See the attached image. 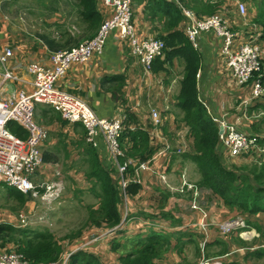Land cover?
Wrapping results in <instances>:
<instances>
[{"label": "crops", "instance_id": "crops-1", "mask_svg": "<svg viewBox=\"0 0 264 264\" xmlns=\"http://www.w3.org/2000/svg\"><path fill=\"white\" fill-rule=\"evenodd\" d=\"M189 1L186 0L187 3ZM230 1L233 3L228 2L225 7L233 5L237 14L234 19H231L226 12L224 16L236 34L235 46L255 43L264 48L261 32L253 39L245 37L238 39L237 27H242L244 30L251 24L246 19L247 16L239 14L237 7L239 0ZM95 2V14L86 18L81 0H0V52L11 49L14 53L12 61L6 64L0 62L3 70L0 72V84L3 81L1 74L6 69L18 78L2 85L0 98L6 99L21 91L32 93L31 83L34 76L28 71L31 64L36 63L49 69L50 56L53 52L69 49L92 39L97 34L102 24H99V16L104 22L112 11L104 0H95ZM168 3L170 2L165 0L133 1V22L141 39L162 40L166 35V24L171 19L166 8ZM246 4L250 10L251 3L246 2ZM182 15L179 29L186 32L187 19L183 13ZM241 18L245 19L243 25ZM253 27L256 28L255 25ZM239 33L246 34L244 31ZM222 46V39L213 33L203 34L198 40L197 50L202 55L201 69L197 78L199 98L208 106L212 118H224L229 124L236 126L239 132L259 136L262 139L264 132L260 128L264 127V118H256L257 113L250 115V107L248 109L243 106V102L252 95L251 85L235 87L229 84L225 58L221 55ZM182 71L176 61L171 67L166 66L163 70L157 72L152 70L151 73L146 74L142 65L130 55L127 43L119 41L116 35H113L108 39L102 54L95 55L87 63L73 64L65 77L56 82V86L60 90L84 99L101 118L113 119L118 113L128 112L130 118L134 117L136 123L133 124L137 130L147 127L146 131L149 132L153 143L157 142L161 145L169 142L174 149L177 144L185 143L189 145L187 148L189 151L192 143L190 136L186 140V133L189 134V130L183 127H178L177 130L172 126L174 124L172 108L175 104L174 97L179 90ZM258 103L255 102V105ZM152 109L158 110L159 115L164 119L158 129L152 126L149 117ZM261 112L263 111H258V116ZM54 116L60 121L53 119ZM36 119L46 129L48 139L42 147L45 164L38 170L35 179L49 180L54 171L59 169L70 183L75 181V186L71 183V189L83 188L89 194L92 192L97 198L100 193L99 187L94 186L97 182L88 181L85 175H82L88 170L87 164L83 169L80 168L86 159L84 145L87 143L84 126L81 123L68 122L59 112L47 106L37 107ZM252 119H257L259 132L254 131L255 122L248 123ZM262 121L260 126L259 123ZM23 131L26 137L27 133ZM55 135L64 141L66 151H61L62 154L59 153L57 146L54 147ZM180 139L185 141H179ZM97 141L99 143L94 148L99 150L102 162L111 169L107 148L103 140ZM123 147L127 152L132 147L131 141L127 139ZM223 152L228 163L236 162L238 159L230 157L229 151L224 147ZM183 154L170 152L158 155L157 153L149 161L140 164L132 159L134 165L130 166L125 174L129 182L125 191L121 187V175L114 168L116 186L121 198L119 211L122 220L128 218L126 224L122 228L115 229H109L107 225L97 229L98 227L93 225L79 239L67 241L68 243L64 241L63 247L67 248L64 249V253L73 250L76 251L75 253L96 255L102 264H120V256L133 250L136 238H147L148 234L158 231L170 236V244L165 247L161 257L154 260L155 264H163L164 253L170 247L171 250H177L180 258L184 259L183 264H204L205 261H215L219 264H264V213L250 215L237 212L226 207L211 191L199 186L202 194L201 205L206 208V217L203 220L202 215L191 208V201L187 199V195L173 194L162 184L159 177L161 173L167 174L174 186L180 185L182 174H185L189 182L198 184L200 181L198 169L194 163L184 161ZM175 158L182 164L175 163ZM141 164H145L148 169L140 168ZM132 184L138 185L135 194L128 193V188ZM3 186L5 185L0 183V188ZM145 199L148 200L145 202ZM155 200H158V203L154 202ZM96 206L95 209L100 206L99 200ZM126 210L128 213H124ZM8 217L11 220H0V224L14 221V216L8 215ZM138 219H140L139 223L130 224ZM230 219L244 220L246 228L230 232L222 231L219 224L231 221ZM147 220L149 222H146ZM162 222L166 225L162 226ZM115 242L121 243L118 251L112 250ZM1 246L5 250L17 251L15 242H2ZM54 264L62 263L60 261ZM168 264H178V262L172 259Z\"/></svg>", "mask_w": 264, "mask_h": 264}, {"label": "built area", "instance_id": "built-area-1", "mask_svg": "<svg viewBox=\"0 0 264 264\" xmlns=\"http://www.w3.org/2000/svg\"><path fill=\"white\" fill-rule=\"evenodd\" d=\"M134 0H104L106 6L111 9L112 14L99 27L97 34L87 41L79 43L69 49L53 52L50 56L51 67L45 69L36 63L31 64L29 73L34 76L31 83L32 93L21 91L6 99L0 98V182L15 189L23 195L38 198L42 204L51 205L60 199L65 190L64 176L59 169L54 171L53 176L46 181L35 179L38 170L44 165L42 147L48 139L46 129L36 119L38 106H47L59 112L63 119L72 123H81L86 130L88 143L97 146V140H103L109 153L110 165L121 175V187L125 191L129 184L125 174L130 166L134 165L132 159L126 158L120 140L124 130L127 116L122 113L113 119L99 117L89 104L82 98L71 95L56 86L69 72L73 64L87 63L95 55L103 53L108 39L116 35L121 42H126L130 55L134 57L147 73L152 70V63L157 57L164 55L166 45L163 40L154 38L141 39L133 22L132 3ZM173 3L181 10L187 19L186 35L192 42L194 48L198 49L199 38L206 33H213L222 39L221 55L225 58L226 73L230 85L243 87L251 84L252 95L243 102L244 107H249L252 101L264 97V50L260 44L243 43L235 46L236 34L232 31L230 23L224 14L198 19L196 14L184 7L186 0H165ZM240 15L247 14L244 3H237ZM14 59L11 49L0 52V62L6 64ZM199 74V73H198ZM2 85L10 80L18 78L9 70L1 74ZM198 77V75H197ZM206 109L208 106L202 102ZM264 116V112L261 113ZM151 121L155 129L162 125V119L158 110L152 109ZM213 121L223 128L219 139L229 151L232 158L252 152L264 153L260 147V137L246 135L239 132L233 124H229L224 118ZM9 123H17L27 133L25 138H19L8 128ZM179 141H185L180 139ZM176 150L178 154L186 151V144L174 146L166 142L158 155L170 153ZM140 168L148 169L145 164ZM160 179L169 191L184 194L193 193L191 208L199 210L206 217L205 210L199 206L200 190L186 179L185 174L181 176L179 186H174L169 181L167 174L161 173ZM22 227L28 226V217L19 214ZM204 224V223H203ZM205 225V224H204ZM224 232H230L239 228H246L242 219L224 222L220 225ZM72 253L64 256L62 264L67 261ZM0 264H34L29 262L21 253L5 250L0 246ZM54 264V263H39ZM205 264H210L206 262ZM219 264V263H213Z\"/></svg>", "mask_w": 264, "mask_h": 264}, {"label": "trees", "instance_id": "trees-1", "mask_svg": "<svg viewBox=\"0 0 264 264\" xmlns=\"http://www.w3.org/2000/svg\"><path fill=\"white\" fill-rule=\"evenodd\" d=\"M81 1L86 18L90 17L91 14H95V0ZM239 1L250 2L252 7L250 10L248 9V13L245 15L251 26L244 30H242V27H237L238 39L242 37L253 39L259 32H261L260 37L264 39V0ZM228 2L233 3L230 0H190L189 3L186 2L183 5L185 8L194 11L198 19L224 14L226 11L228 16L234 19L237 10L233 5L225 7ZM166 8L171 18L166 24V35L162 38L166 50L163 57H157L154 60L153 70L157 72L165 69L166 66L171 67L176 61L179 67L183 69L180 89L174 97V107L181 117L180 123L189 129L192 143L190 144V150H186L182 155V159L196 165L200 174V181L196 186L211 191L226 207L242 214L264 213V153L252 152L240 155L236 162L230 165L225 160L223 146L219 139V126L212 120L208 110L199 99L197 74L202 64L201 52L194 48L185 32L179 29L183 15L178 6L168 3ZM98 19L99 24L103 23L102 17L99 16ZM240 21L243 25L245 19L241 18ZM241 31L246 34L239 33ZM255 102L259 103L255 105ZM249 107L250 115L258 113L259 110L264 111V97L252 101ZM126 114L129 115L128 112ZM128 118L132 123H136L133 116L131 118L128 116ZM53 119L60 121L56 116ZM263 121L259 123L260 126ZM8 128L19 138L25 137L24 129L17 123H9ZM253 128L255 132L260 131L257 123L254 124ZM146 130L147 127H141L140 130L135 131L127 128L121 139L122 147L127 143V139L131 141L132 147L127 152L125 151L126 158L136 160L137 164L149 161L165 145L164 143L161 145H158L157 142L153 143L149 132ZM87 144L84 145L86 159L80 168L83 169L87 164L88 170L84 173L85 178L92 182L95 180L97 184L94 186L99 187L100 190L97 196L100 206L97 209L94 206L88 208L89 219L98 228L107 225L109 229H113L122 222L119 211L121 198L120 191L116 186L115 172L112 168L108 169L105 163L102 162L99 150L91 144L89 146ZM260 145L261 148H264V138H260ZM62 149L64 152L66 151L64 145ZM58 151L61 152L59 148ZM172 152H175V150ZM242 160H247L252 164L246 165ZM137 190L138 185L132 184L128 188V193L135 194ZM18 193L21 199L15 200L21 205L25 202V195ZM186 195L187 199L192 202L193 193L188 192ZM205 209L201 208L202 211ZM195 212H199V210H195ZM13 231V226L10 224H0V246L2 242H15L14 238L1 234L12 233ZM82 235L83 230L77 234L66 236L64 240H58L49 231L22 229L19 231V237L22 238L16 241V252L21 253L29 262L34 264L60 262L64 256V241L76 240ZM169 241V235L158 231L148 234L147 238L138 237L134 240L133 250L120 256V264H155L154 260L161 257L165 247L169 246ZM120 246L121 243L115 242L112 250L118 251ZM67 264L102 263L96 255L78 252L70 256Z\"/></svg>", "mask_w": 264, "mask_h": 264}, {"label": "rangeland", "instance_id": "rangeland-1", "mask_svg": "<svg viewBox=\"0 0 264 264\" xmlns=\"http://www.w3.org/2000/svg\"><path fill=\"white\" fill-rule=\"evenodd\" d=\"M226 14H228L227 11ZM0 72H3L1 67H0ZM179 89H180V84H179ZM174 108H172L174 115V119H173L174 124H172V126L174 129L179 130V128H182L183 125L180 123L181 117L179 116L178 111L175 110ZM258 115L259 113L256 114V118H262V116H258ZM251 121L256 122L257 119H252L248 121V123H251ZM183 128H187V127L183 126ZM260 129L264 132V127H261ZM187 130L189 129L187 128ZM54 143H55L54 147L57 146V148H59L60 151H63L62 147L64 145V141L57 135H55L54 137ZM188 147L189 145L187 144L186 150ZM177 158H175L176 160L175 163L182 164V162ZM242 161L246 165L252 164L246 162L245 160ZM231 163L233 162H229V165ZM82 175L84 174L82 173ZM161 182L164 186H166L162 180ZM71 183L75 186V181H72ZM71 183L70 180L67 179L65 176V184H66L65 193L62 196V198L58 199L51 205H44L41 203V201L38 198H34L32 196H24L25 202L20 205L18 201L15 200V199L17 200L21 199L19 197V193L15 189H11L4 186L0 188V220H11V218H9L8 215L14 216V221L6 222L7 224L13 226L14 231L12 233H1V234L9 238L10 237L14 238L16 243V241L22 238L21 236L19 237V231L22 229L49 231L58 240H64L66 236L77 234L82 230H83V234L88 232L89 228L95 225L89 220L90 214L88 208L90 206L95 207L98 204V199L95 197V195L92 194L91 191H90L91 194H89L87 190H83V188L80 185L79 187L82 188V190L80 189L76 190V188H74V190L71 189ZM173 193H177V192H173ZM201 195L202 194L200 191V200H198L199 206L202 204ZM147 200L148 199H145L144 201L146 202ZM154 202L158 203V200H155ZM22 213L28 217L27 227H22L19 221V214ZM124 213H128L127 210L124 211ZM180 214H182V212ZM127 220L128 218L126 219V221ZM139 222L140 219L131 222L130 224H136ZM146 222L149 221L147 220ZM223 223L224 222L220 223L219 225H222ZM125 224L126 222L124 221L123 225ZM161 225L165 226L166 224L165 222H162ZM166 227L172 228L170 226H166ZM173 242H175L174 239ZM66 243L68 242L66 241ZM170 248L164 253L165 259L163 260L162 263L168 264L169 260L176 259V262H178V264H183L184 259L180 258V254L177 252V250L175 249L171 250ZM64 249L67 250V248L65 247ZM210 262H215V261H210Z\"/></svg>", "mask_w": 264, "mask_h": 264}, {"label": "clouds", "instance_id": "clouds-1", "mask_svg": "<svg viewBox=\"0 0 264 264\" xmlns=\"http://www.w3.org/2000/svg\"><path fill=\"white\" fill-rule=\"evenodd\" d=\"M240 3H244V2H241V1H239ZM238 3V2H237ZM245 5H246V7H247V4L246 3H244ZM247 13H248V7H247ZM240 14V13H239ZM242 16V15H241ZM60 51V50H59ZM161 57H163V56H161ZM143 67V66H142ZM145 70V69H144ZM152 70H153V63H152ZM152 70H151V72H152ZM200 71V70H199ZM146 72V71H145ZM150 72V73H151ZM199 73V72H198ZM146 74H147V72H146ZM264 74V73H263ZM198 75V74H197ZM198 78V77H197ZM200 99V98H199ZM200 101H201V99H200ZM202 102V101H201ZM204 105V104H203ZM264 112V111H263ZM263 112H261V113H263ZM122 114H125L126 116H127V120L125 121V123H124V130H123V133H122V137H123V134H124V131L127 129V128H129L131 131H135V130H137V128L135 127V125L131 122V121H129V118H128V115L126 114V113H124V112H121ZM118 115V114H117ZM116 115V116H117ZM115 116V117H116ZM260 116H262L261 114H260ZM114 117V118H115ZM150 117V116H149ZM212 118V117H211ZM162 119V121H164V119L163 118H161ZM150 120H151V117H150ZM212 120H213V118H212ZM69 122V121H68ZM152 122V121H151ZM218 125V124H217ZM152 126H153V124H152ZM154 127V126H153ZM85 129V128H84ZM219 130H220V127H219ZM85 132H86V130H85ZM86 136H87V134L85 135V140H86ZM122 137H121V139H122ZM189 139V134H188V132L186 133V140H188ZM86 142H87V140H86ZM88 143V142H87ZM88 144H90V143H88ZM120 144H121V140H120ZM92 145V144H91ZM93 147H95L94 145H92ZM121 146H122V144H121ZM122 149H123V147H122ZM125 149V148H124ZM123 149V150H124ZM126 151V149L124 150V152ZM125 156H126V153H125ZM129 159H131V158H129ZM142 163H145V162H142ZM112 168V167H111ZM64 181H65V177H64ZM0 183H3V182H0ZM6 187H8L5 183H3ZM193 184V183H192ZM195 186H196V184H194ZM197 187V186H196ZM10 188V187H9ZM198 189H199V187H197ZM12 189V188H11ZM65 190H66V184H65ZM65 190H64V193H65ZM200 190V189H199ZM201 191V190H200ZM19 192V191H18ZM171 192V191H170ZM189 192V191H188ZM188 192H185L184 194H180V193H173V192H171V193H173V194H179V195H186ZM64 193H63V195H64ZM22 194V193H21ZM62 195V196H63ZM25 196H27V195H25ZM62 198V197H61ZM191 206H192V202H191ZM202 206V205H201ZM203 209H205L204 207H203ZM195 211V210H194ZM205 212H206V209H205ZM199 213L202 215V219H203V217H204V215L199 211ZM126 219H127V217L124 219V220H122V222L120 223V225H118V226H116L115 228H122V226H123V224H124V221L126 222ZM203 220H205V218L203 219ZM115 228H113V229H115ZM76 251H71V250H69V251H67L66 253H64V256L65 255H67V254H69V253H75ZM71 254V255H72ZM64 256H63V258H64ZM70 258V257H69ZM62 261H63V259H62ZM61 261V262H62ZM206 262H209V261H205L204 262V264L206 263ZM210 264H213V263H218V262H209Z\"/></svg>", "mask_w": 264, "mask_h": 264}, {"label": "water", "instance_id": "water-1", "mask_svg": "<svg viewBox=\"0 0 264 264\" xmlns=\"http://www.w3.org/2000/svg\"><path fill=\"white\" fill-rule=\"evenodd\" d=\"M223 133V128L220 127L219 134L221 135Z\"/></svg>", "mask_w": 264, "mask_h": 264}]
</instances>
